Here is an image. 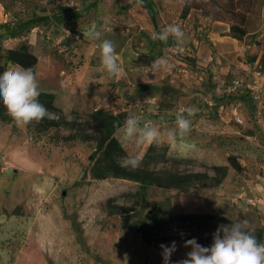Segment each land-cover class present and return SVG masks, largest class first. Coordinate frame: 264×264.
I'll return each instance as SVG.
<instances>
[{"label":"rangeland","instance_id":"374dc122","mask_svg":"<svg viewBox=\"0 0 264 264\" xmlns=\"http://www.w3.org/2000/svg\"><path fill=\"white\" fill-rule=\"evenodd\" d=\"M148 1L155 11V24L144 3L138 7L136 0H0V15L8 14L13 19V24H7L0 18V54L8 47L23 44L19 41L7 45L6 35L21 38L39 23L48 25L52 18L69 27L67 42L48 48L57 59V74L73 68L74 57L83 61L92 58L95 64L100 59L95 56L100 53L99 41H89L82 34L95 21L106 24L102 39L115 44L121 69L151 68L136 60L145 54L167 57L174 64V73L179 66L168 51L176 46L174 40L170 37L164 43L152 35L175 23L199 42V52L186 51L183 63L204 68L210 77L214 75L213 67L220 65V55L206 30H224L225 25L215 15L206 16L191 8L193 0ZM262 4V0L256 1L246 23L248 35L238 40L237 50L230 53L234 61L224 75L226 81L241 74L242 66L237 67V63L254 65L264 73ZM76 48L79 55L73 53ZM8 68L0 62V75ZM31 70L36 74V69ZM204 85L200 86L203 92L221 105H209V98L204 101L203 97H194L198 99L196 114L200 117L193 129L198 133L195 148L187 156H180L161 144L167 149L169 161L148 168L200 172L219 178L212 168L225 167V176L218 185L205 182L185 190L151 186L142 191L138 184L127 180H94L87 171L93 143L65 141L69 132L63 128L38 131L33 125L19 127L14 121L0 120V264H163L160 245H171L173 241L177 250L170 264H176L191 251L183 246L186 240L195 238L209 247L218 226L237 219L249 220L258 236L264 230V215L245 198L264 187V125L252 116L260 106L264 117V96L260 105L248 102L242 106L245 123L236 125L220 118L228 99L211 95V83L207 88V82ZM58 109L67 120L73 119L72 112L87 113ZM45 117L56 118L50 112ZM119 142L127 155L143 157L145 152L139 148L126 149L127 145ZM230 156L240 164V171L231 167ZM190 214L222 216L229 223L204 219L159 225L165 218Z\"/></svg>","mask_w":264,"mask_h":264},{"label":"crops","instance_id":"0c3cea01","mask_svg":"<svg viewBox=\"0 0 264 264\" xmlns=\"http://www.w3.org/2000/svg\"><path fill=\"white\" fill-rule=\"evenodd\" d=\"M262 11H264V4H262ZM0 16V18H3V14ZM220 23L225 25L226 28L224 30H215V28L206 30L209 41L220 55V65L213 67L215 74L211 77L205 70V75L201 80L183 73L181 67H177V72L174 73L164 70L153 73L151 68L143 67L126 70L122 67L119 76L111 78L103 69L100 59L95 60V64H93L92 58H87L83 61V59L78 57L72 58L73 68L71 66L64 68L57 74L55 67L57 59L51 55V50H48V48L55 47L62 42L65 44L69 35V27L58 24L52 18L48 21V25L39 23L30 28L24 34L25 36L21 38L6 35L7 40H5V37L4 40L7 45L10 42L21 41L23 42L22 45L36 56L37 63L33 69H36L39 90L40 92L53 94L56 107L84 112L107 109L114 114L125 113L126 117L134 115L141 121L152 120L157 126L166 128L174 126L175 113L179 109L191 106L197 108L198 99L194 98L195 96L203 97L204 101L209 98L208 94L203 92L204 88L200 87L201 85L207 82L206 88L209 87L210 83L213 87L217 76L221 77L222 81H226L224 75L231 69L234 61L230 53L237 50L239 41L228 35L229 26L226 23L222 21ZM45 39L49 41H45ZM174 42L177 47L187 52L191 49L199 52V42L192 38L191 35L184 33L183 43L179 46L175 40ZM71 47L74 48L75 46L72 45ZM65 49L67 48L65 47ZM87 50L91 51V47ZM226 52L229 54H226ZM73 53L79 55L80 50L76 48ZM95 56L100 57V53L95 54ZM0 62L7 64L8 67L17 66L7 62L3 53L0 54ZM235 65L237 67L242 66V69L245 67V65L240 63ZM197 91H202V93ZM241 100L242 106L249 102L246 96H243ZM212 102L213 105H221L215 99ZM229 102L230 100L228 99V104L225 105L220 115V118L225 122L231 120ZM155 104L159 105L157 112L154 111ZM242 115L246 119V115L243 112ZM199 118L198 114L192 117V130L186 140L189 145L194 144L198 136V133L193 129L199 124V121H197ZM116 137L117 139L120 138L117 132ZM119 140L123 141L121 138ZM123 142L124 145H127L126 149L129 147L137 148L133 143ZM162 145L168 146L170 150H175L180 156H187V153L190 152L189 150L187 153L182 154L167 143H162ZM147 147L144 146L139 149L145 152ZM250 196H264V187L257 194ZM257 209L264 215V209Z\"/></svg>","mask_w":264,"mask_h":264},{"label":"clouds","instance_id":"9594fccd","mask_svg":"<svg viewBox=\"0 0 264 264\" xmlns=\"http://www.w3.org/2000/svg\"><path fill=\"white\" fill-rule=\"evenodd\" d=\"M143 0H136V5H142ZM106 24L93 21L83 32V38L89 41H99L100 62L107 75L111 78L119 76L121 65L115 44L108 39H102ZM183 43L184 32L178 24H168L152 38L167 43L169 38ZM153 73L164 70L171 71L173 65L165 57L152 61ZM39 82L31 68L19 65L6 69L0 75V103L7 109L8 115L19 127L32 122H40L45 118L47 109L39 102ZM198 112L195 106L181 108L175 113L174 126L161 128L152 120L141 121L134 115L128 116L123 125L116 124L120 138L133 143L137 148L144 146H160L167 143L182 154L194 149L195 145L186 143L192 130V117ZM122 159V166L132 170L142 163L138 154L129 153ZM184 247L191 251L186 258L176 264H264V242H260L255 230L247 219H237L228 225H220L213 233L211 246L205 247L195 238L185 241ZM163 264H170L172 254L177 250L176 242L171 245L161 244Z\"/></svg>","mask_w":264,"mask_h":264},{"label":"trees","instance_id":"16d2710c","mask_svg":"<svg viewBox=\"0 0 264 264\" xmlns=\"http://www.w3.org/2000/svg\"><path fill=\"white\" fill-rule=\"evenodd\" d=\"M257 0H193L191 8L202 12L206 16L215 15L217 19L229 26L228 35L236 40H242L248 35L246 28L249 13L255 6ZM150 19L155 24V11L148 0H143ZM210 9V10H209ZM213 9L214 11H211ZM216 11V12H215ZM219 11V12H217ZM10 37H15L13 34ZM5 60L13 65H19L23 68H33L37 63L36 56L29 52L23 45L18 47H9L3 52ZM156 56L140 54L137 62L145 66H151ZM264 64V61H262ZM39 102L43 104L47 112L53 113L55 119L44 118L40 122H32L38 131L63 128L69 132L68 136L63 138L65 141H81L84 143H93V151L88 156L87 171L94 180L120 179L138 184L140 190L155 186L165 189L185 190L193 185L203 184L205 182L211 185H218L225 176V167H213L212 170L219 176H208L206 173L186 172L173 173L162 169L159 171L150 170L149 165L166 164L169 160L166 158L165 146H148L142 157L140 166L132 170L122 166V159L126 151L116 137L117 123L123 125L126 117L125 113L114 114L107 109H96L87 113L79 114L72 112V120H67L60 110L55 106V96L50 93L40 92ZM224 96L218 97L222 98ZM226 98V97H225ZM0 120L9 123L12 118L8 115L7 109L0 103ZM228 162L236 171L241 170L240 164L233 156L228 157ZM216 221L219 223H229V220L222 216L210 215L202 216L197 214L174 215L165 218L159 222L164 226L175 221L199 222L202 220ZM258 240L264 242V230L258 232Z\"/></svg>","mask_w":264,"mask_h":264},{"label":"built area","instance_id":"2783aa9c","mask_svg":"<svg viewBox=\"0 0 264 264\" xmlns=\"http://www.w3.org/2000/svg\"><path fill=\"white\" fill-rule=\"evenodd\" d=\"M1 23L13 24V19L4 14ZM0 23V24H1ZM170 59L175 61V64L181 67L183 73L189 74L195 77L197 80H201L205 75L204 68L188 67L183 63L186 51L174 46L169 48ZM167 58V57H166ZM211 60V58H210ZM174 65V64H173ZM211 95L215 97L224 96L230 100V111L229 115L231 120L236 125H244L245 119L242 115V97L246 96L249 102L253 104H259L262 96H264V73H262L259 67L254 65H246L242 70L241 74L231 78L227 82L222 81V78L217 76L214 80V84L211 90ZM209 105H212V97L207 100ZM159 110V105L155 104L154 111ZM253 119L256 123L264 125V117L260 112V106H258L254 112H252ZM241 198V196H239ZM248 205L264 209V196H250L245 198Z\"/></svg>","mask_w":264,"mask_h":264}]
</instances>
